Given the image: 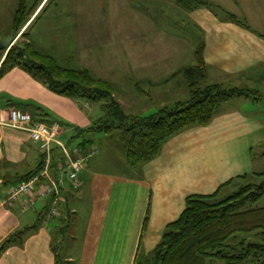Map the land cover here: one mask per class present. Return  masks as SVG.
Wrapping results in <instances>:
<instances>
[{"label":"crops","instance_id":"0c3cea01","mask_svg":"<svg viewBox=\"0 0 264 264\" xmlns=\"http://www.w3.org/2000/svg\"><path fill=\"white\" fill-rule=\"evenodd\" d=\"M35 1L26 4L31 7ZM100 1L87 9L70 3V14L55 12V22L59 17L60 22L62 17L71 22L85 13L91 22L99 21V25L86 23L87 28L82 22L75 24L77 32L72 37L78 42L72 54L79 59V67L97 77L113 84L112 78L116 82L124 78L137 92L143 82L171 90V82L178 78L173 75L196 63L200 44L211 81L247 87L252 80L259 81L254 75H264V0H206L218 4L219 11L211 6L187 10L177 0ZM49 2L41 0L25 25L31 44L34 24L46 14ZM18 4L19 0H0V21L4 22L0 25L7 24L8 16L12 20ZM152 11L160 13L167 26ZM231 14L251 27L233 20ZM101 43L103 47L114 44L123 69L104 63L105 72L96 70L102 58L95 48ZM252 89L260 90L257 85ZM173 94L160 106L172 107L190 98V93ZM255 98L228 100L210 124L182 130L164 143L155 159L135 168L127 164L122 147L112 138L94 134L95 142L89 143H97L100 154L82 172L78 191L70 192L69 187L59 214L48 217L52 197L41 198L38 193L56 176L54 170L34 192L6 201L14 185L40 172L46 162L28 131L6 124L10 110L19 108L48 123L59 121L60 139L71 147L90 137L91 132L79 131L90 129L102 113H94L88 101L56 94L23 69L13 68L0 79V244L16 230L36 227L27 231L22 245L12 244L2 253L0 264H135L140 255L154 250L166 226L185 209L188 196L211 194L231 179L251 173L253 162L259 164L252 148L264 137V118L258 115L262 110L255 111ZM118 100L124 107L123 99ZM107 150L112 153L111 165L107 164L110 157L104 158ZM33 199L35 203L28 205Z\"/></svg>","mask_w":264,"mask_h":264},{"label":"trees","instance_id":"16d2710c","mask_svg":"<svg viewBox=\"0 0 264 264\" xmlns=\"http://www.w3.org/2000/svg\"><path fill=\"white\" fill-rule=\"evenodd\" d=\"M40 1L36 0L29 7L26 0H19L12 26L14 36L29 21ZM177 3L187 10L213 5L206 0H177ZM230 16L240 22L234 14ZM203 49L204 45L200 44L196 50V64L185 66L173 75H182L187 80L188 101L150 114L127 112L110 81L86 68L62 66L53 55L36 50L29 41L0 49V79L19 67L56 94L91 104L101 103L102 117L90 129L79 131L80 134L88 131L114 137V131H119L117 136L126 162L135 168L155 159L164 143L182 130L210 124L220 106L228 100L239 96L259 99L258 90L211 81ZM90 141L84 136L82 146ZM253 152L254 148L255 159ZM42 156L44 162L45 155ZM28 177L30 174L26 179ZM236 183L242 184L241 187L221 198L224 191ZM263 197L264 171L237 176L211 194L188 196L185 209L166 226L154 250L140 255L135 264H264V206L259 205ZM35 227L21 228L6 237L0 244V256L12 244L22 245L27 231Z\"/></svg>","mask_w":264,"mask_h":264},{"label":"rangeland","instance_id":"374dc122","mask_svg":"<svg viewBox=\"0 0 264 264\" xmlns=\"http://www.w3.org/2000/svg\"><path fill=\"white\" fill-rule=\"evenodd\" d=\"M34 1L35 0H28L27 4L31 5ZM99 2H101V1L100 0H91V1L90 0H50L49 5H48L50 7L47 9L46 14H44V15L42 14V17L34 24V28H33L32 33H31V36L33 37V39H31V41L33 40V42H32L33 46L35 48L43 51V52H46L47 54L54 55L55 58L57 59V61L59 62V64L62 66H66V67H79V66H81V64L79 63V59H76L74 54H72L73 52L74 53L77 52L76 44L78 43L77 41H74L72 38L74 36V34L77 32V28L75 27V24L79 25L82 22V25H85L87 28V24L99 25L100 23H99V21L91 22L89 20V17H87V13H85L84 15L81 14V16L77 15L75 17V19L71 22L66 21L64 19V17H62L61 22L59 21L60 17L58 18L59 20H57L55 22V12H56V9H59V10L63 11L64 13L70 14L71 13L70 3L77 4L84 9H87L92 4H96ZM138 4L142 8L146 7L142 3H138ZM148 5H150V4H148ZM215 5H211V7L214 10L219 11V9L217 7L218 4L215 3ZM18 7H19V4L16 7L15 13H16ZM15 13L14 12L11 13L12 14L11 15L12 16L11 21H10L9 16H8V21L6 22L7 24L0 25V41L7 38V37H5L7 34H9L8 37L11 36L10 34H13L12 26H13L14 18L16 15ZM152 13L156 16V18L160 21V23L167 26V23L164 22L165 20L163 21L164 17L160 13H157L155 11H152ZM222 13H224L223 10H222ZM240 21H242V20H240ZM244 21L246 22V20H244ZM0 22H2V21H0ZM2 23H4V22H2ZM93 27H97L99 29H102L99 26H93ZM93 27L91 28V30L93 29ZM25 29H26V26L24 25L22 27V29L19 31L20 34L18 33L17 35H15L16 37L14 35H12L15 38V41L13 42V44L15 42H24V41L28 42V36L29 35L28 34H27V36L23 35L25 33L24 32ZM93 42H96V41H93ZM112 45H113V49H111ZM112 45H107V47H109V49H107L105 52H103L101 50V49L107 48V47H103L104 46L103 43H101V45H98L95 48L97 50L100 49V54H101V58H102V64H100L101 66L96 68V70L99 73H102V71L105 72V70L107 69V67L105 69H103L104 63L105 64L108 63L109 67L112 66L115 68V70L123 69V67L121 66L122 62L121 63L119 62V58L117 56V50L114 51V44H112ZM112 51H114V53H112ZM107 52H109L108 57L106 55ZM127 73H129L131 76H133V73H131L129 71H127ZM176 77H178V78H175L173 80V82H171L172 83L171 90H167L166 88H164L163 85L156 86V85L151 84L149 82H143V83H140L142 90L137 92L136 89L131 88L133 86L128 85V83L126 82V80L124 78H122L120 80V82L117 79V82H119V83H117L115 81L116 78H115V80L112 78L115 86L113 83H112V85L115 87L114 89H115L116 96L118 98L120 97L121 99H123V101L125 103L124 109L127 112L135 113L138 111L142 114H149L150 112L153 113L155 111L162 109L163 107H161L160 104L172 100L174 97L173 93L175 91H176V93H179V94L183 93V95L185 93H187V95L190 93V87H189L187 80L182 75H180V76L177 75ZM254 77H257L259 79V81L255 82L252 80V83L250 85H248L247 87H242V88L251 89L255 85H257L260 88L259 91L261 92V94H262L261 97H262V96H264V75H254ZM137 86H138L137 88L139 89V85H137ZM122 94L125 96L123 97ZM242 102H243V100H241V102H237V104L240 105ZM255 102H256V106H257V109H255V111L258 112V111L262 110L263 113H259L258 115H261L264 118V97H262L261 99L255 100ZM171 105H169V106H171ZM93 107H94V113L100 112L103 115L104 112L102 111L101 103H95V104H93ZM262 123L264 124V120ZM114 134H115L114 137H110V136L109 137L112 138V140H114L115 143H118L121 146V143L119 141V137L117 136L119 134V131H114ZM89 135H90V137L88 139L91 140L90 142H95L96 139H94V136H93L94 134L90 133ZM91 138H93V139H91ZM96 144L90 143L89 145L94 146ZM98 148H99V152L97 153V155L94 158H96L100 154L101 147L98 146ZM253 153L255 154L254 160L258 159L259 164L254 165V162H253L251 173L264 171V137L254 147ZM111 155H112V153L110 150H107L105 152L104 158L110 157L108 159V162H109V163H107L108 165L112 164V162L110 160V159H112ZM65 179L64 180L67 182V178H65ZM251 182H253V180ZM241 185L242 184L236 183L235 185L230 186L229 188H227L224 191L221 198H225L227 196H230L231 194L236 192L241 187ZM69 191L70 192L71 191L76 192L78 190L70 189ZM259 205L264 206V197L259 202ZM70 222H71V220L68 222V224Z\"/></svg>","mask_w":264,"mask_h":264},{"label":"built area","instance_id":"2783aa9c","mask_svg":"<svg viewBox=\"0 0 264 264\" xmlns=\"http://www.w3.org/2000/svg\"><path fill=\"white\" fill-rule=\"evenodd\" d=\"M6 124L28 131L32 139L38 143L46 161L44 168L39 173L13 186L6 201H15L26 194L34 192L41 179L54 170L56 176L51 182L45 184L38 194L41 198L45 196L52 197L53 201L48 217L57 216L59 205L64 199L63 193L69 187L77 190L82 186L81 174L90 160L99 152L98 146L90 145L88 148L83 146L71 147L60 139L62 134L60 122L52 121L48 123L38 120L32 114L18 108L10 110ZM64 178H67L68 185ZM34 203L35 200L33 199L28 205Z\"/></svg>","mask_w":264,"mask_h":264},{"label":"water","instance_id":"95a60500","mask_svg":"<svg viewBox=\"0 0 264 264\" xmlns=\"http://www.w3.org/2000/svg\"><path fill=\"white\" fill-rule=\"evenodd\" d=\"M15 41V38L13 36H9L3 40L0 41V49L9 48L13 45V42Z\"/></svg>","mask_w":264,"mask_h":264}]
</instances>
